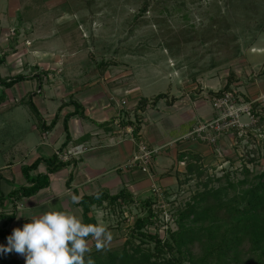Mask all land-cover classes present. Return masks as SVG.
<instances>
[{"label":"crops","instance_id":"1","mask_svg":"<svg viewBox=\"0 0 264 264\" xmlns=\"http://www.w3.org/2000/svg\"><path fill=\"white\" fill-rule=\"evenodd\" d=\"M68 13L61 25L73 21L70 20L73 13ZM59 20L56 17L51 22L49 37L35 40L33 48L38 56L35 59L34 54H31L35 60L31 64L33 69H29V78L24 81L30 83V80L38 79V82L36 89L29 87L24 95L21 94V104L18 105L30 99L42 121L30 109L34 120L33 139L26 137L23 140L18 132L17 141L7 149L24 158L18 164L20 181L23 177V185H26L22 166L38 158H50L58 152L66 142L64 118L75 110L76 103L79 110L67 121L72 139L66 147H62L61 153V159L69 161V164L50 174L48 188L31 197L10 201L7 196L19 187L3 173L11 168L12 162L7 161L8 150L0 152V197L6 198L0 213H15V218L5 226L10 235L15 228H22L25 223H29V217L38 216L52 208L74 212L83 219L82 208L72 203V195L81 199L84 195H94L99 191L115 195L126 190L134 203L119 209L104 202L102 206L94 207L93 215L96 220H102L99 215L101 211L127 216L131 206H138L142 200L152 196L154 182L163 192H171L180 180L186 178L190 167L195 169L198 165L203 168L220 165L223 159L216 154L218 147L223 149L227 162L234 160L230 159L233 149L229 147L234 138L232 133L222 136L217 148L191 136V133L198 124L217 116L212 98L224 88L230 76L233 77L231 86L247 100L261 99L264 103V47L252 45L246 56L241 54L231 62L230 67L218 65L203 69L202 73L194 74L186 86H181L183 84L171 71L169 75H164L157 92L148 93L154 87L150 84V78L139 76L132 82L129 78L122 80L120 77L113 80L109 75L103 76V68L100 70L98 65L84 64L81 60L83 51L77 42L73 44L67 39L68 35L64 31L68 29L58 24ZM59 43L62 46L59 47ZM106 70L111 71L110 66ZM44 74L50 77V84L43 81ZM159 94L164 97L155 99ZM123 101H126L125 105ZM55 118L57 123L54 127L46 131L41 129L42 122L48 126ZM244 118L243 121H246ZM136 127L139 128L137 132ZM129 129H133V132L130 133ZM141 141L155 151L152 177L137 166H125L138 152ZM185 153L195 157H183ZM45 172L46 164L41 163L33 174ZM4 221L1 219L0 225ZM3 240L5 246L6 241ZM6 257L25 264V257L15 251Z\"/></svg>","mask_w":264,"mask_h":264},{"label":"rangeland","instance_id":"2","mask_svg":"<svg viewBox=\"0 0 264 264\" xmlns=\"http://www.w3.org/2000/svg\"><path fill=\"white\" fill-rule=\"evenodd\" d=\"M51 6L57 8L50 9ZM70 11L73 21L61 25ZM56 17L60 19L58 24L68 29L64 31L67 39L73 44L77 42L83 51L84 64L98 65L100 70L106 65L101 74L113 80L120 77L132 82L139 76L150 78L154 87L148 93L157 92L162 78L171 71L183 84L181 86H186L194 74L202 73L201 70L213 65L230 67L241 54L246 56L252 45L264 47V0H0V57L5 59L0 64L1 76L31 72L29 69H33L31 64L35 61L31 56L34 54L35 59L38 56L33 48L35 40L50 34L48 28ZM109 66L111 71L106 70ZM42 77L50 84V77L46 74ZM36 82L38 79L30 83L24 81L11 89L0 85V94H4V99L0 100V152L17 141L18 132L23 140L33 139L31 110L28 105H18L21 94L29 87L36 89ZM256 129L241 137L236 135L237 130L229 132L234 137L229 146L233 149L230 159L234 160L227 162L222 152L224 157L219 158L226 164L207 167L201 179L180 180L168 198L163 196V203H156L159 215L149 226V232L168 237V228L177 229L178 210L184 208L196 192L203 190L207 177L222 176L226 171L237 172L242 162H247L254 172L263 171L264 122H259ZM22 159L14 151H7V161L12 163L3 173L14 180L16 187L25 183L24 178L20 181L19 177L18 162ZM131 207L127 216L111 211L99 213L113 234L110 248L129 246L130 241L138 245L141 241L134 238L130 227L135 217L145 215L146 210L140 211L137 205ZM0 242L4 246L1 237ZM90 246L92 251L96 250L94 242ZM147 246L154 245L146 243L144 248ZM193 253L201 255L200 247L194 246Z\"/></svg>","mask_w":264,"mask_h":264},{"label":"trees","instance_id":"3","mask_svg":"<svg viewBox=\"0 0 264 264\" xmlns=\"http://www.w3.org/2000/svg\"><path fill=\"white\" fill-rule=\"evenodd\" d=\"M174 9H177L174 6ZM169 13V8L165 9ZM145 11V8H144ZM4 57H0V64ZM227 62V61H225ZM103 64V62H101ZM216 65H213L215 67ZM106 67H102L103 69ZM28 75L19 74L14 77L0 76V85L4 88H12L16 83L28 79ZM233 77L230 76L223 89L216 92L215 96H221L224 91L230 90ZM164 97L159 94L155 99ZM4 94H0V100ZM30 109L40 118V113L34 103L24 100ZM75 110L68 113L63 121L64 129L67 132V146L72 139L68 120L78 112L79 106L74 103ZM57 118L46 126L42 122L41 129L46 131L54 127ZM139 130L135 128V132ZM79 141V140H78ZM54 153L50 158H38L29 165L22 166V173L27 184L14 189L7 198L11 201L31 197L40 190L50 186V174L61 170L69 164V161L61 159L63 148ZM264 155V149H262ZM187 157H195L191 154H183ZM41 163H45L47 172L33 174ZM208 168L198 165L195 169H188L186 179L193 177L200 178ZM238 171L240 173H238ZM241 174L242 177H238ZM69 185V181L67 182ZM165 198L172 193L163 192ZM5 197H0V207H3ZM104 202L113 205L115 208H122L134 203L126 190L111 195L108 192L99 191L94 195H84L76 204L82 208L83 221L85 223H96L93 215L94 207L102 206ZM159 200L155 196L142 200L138 205L140 211L146 210V214L135 217L131 225L134 238L141 241L135 245L132 241L122 248H108L104 251L93 250L90 253L95 264H264V170L254 172L248 167L247 162H242L237 172L226 171L222 176L207 177L203 182V190L196 192L184 208L178 210L176 219L177 229L168 228V237L158 232L152 234L148 228L154 224L159 210L155 208ZM160 205V204H159ZM160 208V206H159ZM122 210V209H121ZM158 211V212H157ZM15 218V213L8 215L0 213V220L5 219L0 225V236L6 241L7 247L10 232L5 226ZM146 243H153V247ZM131 244V245H130ZM199 246L202 254L193 253V247ZM10 252H0V264H22L19 260L6 257Z\"/></svg>","mask_w":264,"mask_h":264},{"label":"clouds","instance_id":"4","mask_svg":"<svg viewBox=\"0 0 264 264\" xmlns=\"http://www.w3.org/2000/svg\"><path fill=\"white\" fill-rule=\"evenodd\" d=\"M79 200L71 196L72 203L78 204ZM29 219L22 228L13 230L7 247L0 245V252L15 251L24 256L25 264H95L90 245L94 242L96 251H104L113 240L102 220L85 223L68 210L52 208Z\"/></svg>","mask_w":264,"mask_h":264},{"label":"built area","instance_id":"5","mask_svg":"<svg viewBox=\"0 0 264 264\" xmlns=\"http://www.w3.org/2000/svg\"><path fill=\"white\" fill-rule=\"evenodd\" d=\"M123 104L125 105L126 101H123ZM212 105L217 110V116L212 120L198 124L192 131L191 136L216 146V148L219 139L232 130H237L236 135L241 137L243 133L255 132L257 124L261 121L264 122V103L261 99L246 100L232 86L230 90L224 91L221 96L213 97ZM243 117H246L250 122L244 123ZM129 131L131 133L133 129H129ZM222 152L219 147L216 149V154L219 157H224ZM154 153V150L150 149L144 141H141L138 152L125 166L127 168L137 166L152 177ZM151 192L159 200L158 204L163 203V191L155 182L152 184Z\"/></svg>","mask_w":264,"mask_h":264}]
</instances>
